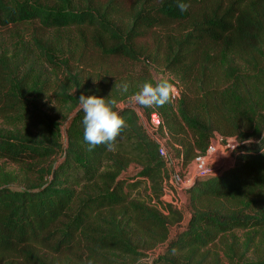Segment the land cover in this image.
Here are the masks:
<instances>
[{
  "label": "trees",
  "instance_id": "obj_1",
  "mask_svg": "<svg viewBox=\"0 0 264 264\" xmlns=\"http://www.w3.org/2000/svg\"><path fill=\"white\" fill-rule=\"evenodd\" d=\"M183 21L151 57L179 81L162 107L129 105L141 85L157 83L150 74L129 78L120 98L107 78L66 68L78 44L140 61L137 38ZM12 25L34 27L28 38L15 31L12 50L0 43V264H137L152 255L145 264H264V0H135L127 11L119 0H0V27ZM51 78L67 124L47 101ZM82 94L121 101L127 127L115 150L88 151ZM154 113L185 165L218 133L241 144L235 163L200 177L180 208L162 201L171 167L148 130Z\"/></svg>",
  "mask_w": 264,
  "mask_h": 264
},
{
  "label": "rangeland",
  "instance_id": "obj_2",
  "mask_svg": "<svg viewBox=\"0 0 264 264\" xmlns=\"http://www.w3.org/2000/svg\"><path fill=\"white\" fill-rule=\"evenodd\" d=\"M42 2L48 3L50 0H41ZM104 4L108 2V0H101ZM135 0H119V2L123 5L124 9L131 10L134 5ZM55 5V2H52ZM50 3V4H52ZM211 4V3H210ZM60 4H56L59 6ZM200 8V5L196 6L195 11ZM30 27H34V25H21L15 27L14 25L9 27H0V43L4 48L13 49L14 45L17 43V39L13 37L15 31L23 30L24 35L28 38V36L32 35ZM188 27V22H171L166 24L161 28H156L147 31L144 35L137 38L136 42L139 50H145L146 55L140 61H129L126 59H119L115 57H107L102 55L100 50H97L94 46H83V45H75L71 52L67 54L68 65L70 67V71L77 72L80 71L82 75L87 76L90 74L101 75V78H107L106 84L116 85L118 91L120 92V98L124 93H122L121 85L124 83H129V78H142L143 75H152L153 79L156 82H159L162 79H168L171 83L177 87V83L179 84L178 79L171 73L166 72L159 63L153 62L151 57L154 56L155 50L158 47V42L160 40H164V37L167 34H172L176 32H181ZM78 49V50H77ZM158 59H162V56L159 55ZM65 66L63 71L61 70L58 74L60 79L63 78L65 73L67 72ZM59 81L55 78H51L48 99L51 106H53L54 111H58L61 114V121L67 124L68 121L64 120L65 113L68 112L67 106H61L55 101V91L58 90ZM140 90L142 85L139 87ZM178 93L179 88L177 87ZM118 92V93H119ZM118 101V100H117ZM121 101H118L120 104ZM129 105L137 107L135 104L129 102ZM49 107V106H48ZM45 108V109H48ZM158 115V114H157ZM159 116V115H158ZM0 125H2V121L0 120ZM66 126V125H65ZM161 142L167 146V150L171 155L170 160V186L168 190L171 194L174 195V198L180 201L183 197H186V191L182 188V183L184 182L188 186L192 184V186L200 179V177H206L210 174H218L220 170L223 168H228L232 166L238 155H240L241 151H239V144L237 138H227L221 134H216V136L212 139L210 149L208 152L204 154H200L187 165L181 163L178 158H176L174 154V150L169 148L168 146V138L166 135H160ZM2 163H7L5 161H1ZM7 168L9 169H18L17 166L7 163ZM205 170L204 174L201 175L200 172ZM136 173L135 168H131L127 175H134ZM17 185V184H16ZM191 186V187H192ZM144 188L141 187L140 191H144ZM169 196V195H168ZM189 216L185 214V223L188 221ZM181 226V225H180ZM178 230V227H172L171 234H174ZM153 255L150 258L143 259L137 264H145L150 263L153 259Z\"/></svg>",
  "mask_w": 264,
  "mask_h": 264
},
{
  "label": "clouds",
  "instance_id": "obj_3",
  "mask_svg": "<svg viewBox=\"0 0 264 264\" xmlns=\"http://www.w3.org/2000/svg\"><path fill=\"white\" fill-rule=\"evenodd\" d=\"M177 7L181 11H186L188 5L178 2ZM120 87L123 92L128 91L127 83ZM177 94V87L168 79H162L155 85L150 82L144 83L141 90L129 97V100L142 107H162L166 103H170ZM78 101L84 114L82 119L83 139L88 145V151L94 150L99 145H105L109 151L115 150L116 138L127 127L125 119L119 114L117 100L82 94ZM253 142L252 138L244 141L246 144ZM261 151L264 153V148ZM87 264H93V261L88 260Z\"/></svg>",
  "mask_w": 264,
  "mask_h": 264
},
{
  "label": "built area",
  "instance_id": "obj_4",
  "mask_svg": "<svg viewBox=\"0 0 264 264\" xmlns=\"http://www.w3.org/2000/svg\"><path fill=\"white\" fill-rule=\"evenodd\" d=\"M160 124H161V120H160V117L157 115V113L152 114L149 122H147L148 130H149L150 134L159 143V146H160L159 152H160L161 156L170 165L171 155L167 150V146L164 145L160 140V135H159V130H158ZM204 172H205V170H202L200 172V174L203 175ZM191 186H192V184L188 186L184 182L182 183V188H184L185 190H187L188 188H191ZM162 201L164 203H167V204H172V205L176 206L177 208H180V205H181V200L178 201L177 199H175L174 195L169 192L168 188L165 189V192L162 196Z\"/></svg>",
  "mask_w": 264,
  "mask_h": 264
}]
</instances>
